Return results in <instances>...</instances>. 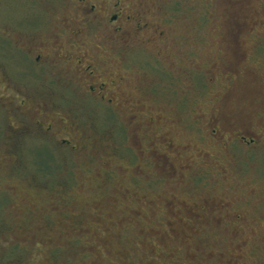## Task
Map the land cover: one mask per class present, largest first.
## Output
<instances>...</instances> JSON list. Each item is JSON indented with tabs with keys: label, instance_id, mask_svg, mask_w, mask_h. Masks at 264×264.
Segmentation results:
<instances>
[{
	"label": "rangeland",
	"instance_id": "374dc122",
	"mask_svg": "<svg viewBox=\"0 0 264 264\" xmlns=\"http://www.w3.org/2000/svg\"><path fill=\"white\" fill-rule=\"evenodd\" d=\"M145 2L159 20L170 16L161 24L169 56L139 46L107 65L129 75L132 96L125 100L137 117L123 111L102 119V109L86 103L71 114L88 136L98 128L110 143L82 147L67 160L60 151L40 152L45 148L30 136L14 146L16 161H3L0 147V264H264V143L221 155L207 132L216 114L226 135L250 129L257 114L264 118V62L249 72L256 62L245 66L243 52L254 33L264 36V0ZM56 3L0 0V67H13L2 54L22 43L17 32L30 16L52 17ZM254 56L264 61L263 43ZM10 83L13 90L0 77V101L17 104L23 84ZM69 101L62 98L58 108ZM13 120L0 107V139ZM130 131L150 157L129 152ZM162 136L180 155L167 152ZM22 171L37 175H9Z\"/></svg>",
	"mask_w": 264,
	"mask_h": 264
},
{
	"label": "flooded vegetation",
	"instance_id": "af4514ba",
	"mask_svg": "<svg viewBox=\"0 0 264 264\" xmlns=\"http://www.w3.org/2000/svg\"><path fill=\"white\" fill-rule=\"evenodd\" d=\"M35 16V13L30 16L26 22L28 25L17 32L22 43L9 45L7 52L2 54L4 61L7 64L13 63V67H0L1 82L8 85L7 90H13L9 85L12 81L23 84V99L15 104V100L2 97L0 107L10 113L14 120L18 113L28 123L21 120L15 124L16 119L13 120L14 123L7 125L5 135L0 139V147L3 148L1 159L5 162L10 159L16 161L19 156L14 146H21L28 136L36 139V146L45 148H40V152L55 155L60 151L64 153L66 160L68 154H78L82 147L95 149L109 145L107 143L110 140L107 139L105 143L98 128H92L95 133L88 136V132L79 126L77 115L71 113L89 103L106 111L101 110L102 119L106 113L116 118L123 111L129 113L131 119L136 118L133 105L125 100L132 96L126 86L129 75L121 66L107 65L112 57L122 60L121 51L131 50L133 47H150L163 54V47H166L163 45L169 41L167 27L161 25L170 22L169 14L159 20L156 14L153 16L152 12H148L145 0H57L52 17L38 20ZM49 21L53 23L49 25ZM248 33L252 34L253 29ZM252 36L254 43L243 52L247 53L245 66L256 62L252 71L248 70L255 74L258 70L256 66H261L264 62L254 56L256 47L262 43L264 45V36L260 37L255 33ZM171 56L180 58L178 55ZM62 98H69L70 101L66 104L69 108H58ZM57 109L64 110L65 116L58 117ZM216 115L208 124L210 131L207 132L210 141L222 151L221 155L228 154L234 147L250 149L264 143L262 115H255L250 129L233 131L229 135L220 132ZM110 119V115L108 118L106 116L103 122L111 121ZM149 123L154 125L151 119ZM147 129L145 128V132ZM119 134L120 131L114 132L113 138ZM128 136L130 142H134L127 146L129 152L133 153L135 148L140 156L149 152L135 145L140 140L136 131H130ZM162 138L166 140L164 147L168 153L180 155L179 146L169 138ZM46 149H51L52 152ZM150 156L151 153H147V157ZM124 157L120 160H125L126 169L134 168L132 157ZM162 157L167 158L169 155L166 153ZM34 174L37 175L35 172L22 171L10 172L9 175L24 179ZM128 191L126 188L125 192Z\"/></svg>",
	"mask_w": 264,
	"mask_h": 264
}]
</instances>
